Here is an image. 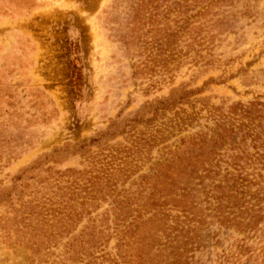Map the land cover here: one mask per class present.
<instances>
[{
	"label": "rangeland",
	"instance_id": "obj_1",
	"mask_svg": "<svg viewBox=\"0 0 264 264\" xmlns=\"http://www.w3.org/2000/svg\"><path fill=\"white\" fill-rule=\"evenodd\" d=\"M0 264H264V0H0Z\"/></svg>",
	"mask_w": 264,
	"mask_h": 264
}]
</instances>
